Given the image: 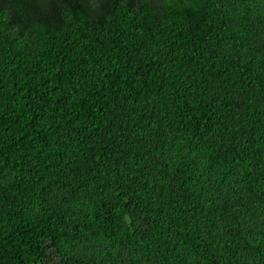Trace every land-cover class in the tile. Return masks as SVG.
<instances>
[{
    "label": "trees",
    "instance_id": "16d2710c",
    "mask_svg": "<svg viewBox=\"0 0 264 264\" xmlns=\"http://www.w3.org/2000/svg\"><path fill=\"white\" fill-rule=\"evenodd\" d=\"M0 264H264V0H0Z\"/></svg>",
    "mask_w": 264,
    "mask_h": 264
}]
</instances>
